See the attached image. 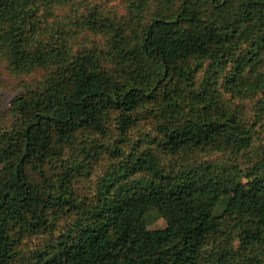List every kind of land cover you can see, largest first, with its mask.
<instances>
[{"label":"trees","instance_id":"16d2710c","mask_svg":"<svg viewBox=\"0 0 264 264\" xmlns=\"http://www.w3.org/2000/svg\"><path fill=\"white\" fill-rule=\"evenodd\" d=\"M80 1L0 0V47L12 67L52 68L15 96L16 120L0 132V264H234V247L218 242L233 228L243 248L263 245L264 147L244 181L236 164L167 165L153 148L127 154L124 143L146 121L150 144L172 156L251 147L252 128L220 101L212 76L199 89L190 61L212 60L213 74L228 68L222 90L261 96L264 114V0H133L130 26ZM57 10L75 29L109 35L106 48L72 55L75 29L45 36L41 18ZM113 126V146L78 151L81 135L107 137ZM102 158L117 162L84 190L81 179ZM146 198L164 227L149 228ZM30 237L47 240L26 253Z\"/></svg>","mask_w":264,"mask_h":264},{"label":"rangeland","instance_id":"374dc122","mask_svg":"<svg viewBox=\"0 0 264 264\" xmlns=\"http://www.w3.org/2000/svg\"><path fill=\"white\" fill-rule=\"evenodd\" d=\"M133 0H81L80 6H88V8L99 6L100 10L111 14L119 20L122 25H128L131 20L132 9H130ZM151 10L153 9L152 3H150ZM150 10V11H151ZM66 12L57 10L56 16H50L49 13L43 14L41 18L45 22L42 27L45 36H49V33H53L54 29H60L65 27L67 30L75 29L76 25L69 24L68 19H64ZM75 16V15H74ZM67 23V26H66ZM49 32V33H48ZM56 34V33H55ZM58 34H56L57 36ZM109 35L94 32L87 28H77L69 37L68 45L72 50L71 54L84 48H106ZM193 67L199 69L197 73V82L199 89L207 84V78L213 77V82L210 88H215L220 96V101L229 107L232 112H236L241 116L242 120L249 125L254 133V142L250 148L241 151L240 153L232 152L230 150H203V151H190L183 152L179 155L172 156L158 151V148L150 144V138L155 136V131L152 128L150 122H142L128 131L127 140L125 141V152L128 154L134 149L153 148L157 151L162 158L163 162L167 165H194L201 162H217L226 165H237L242 173L244 181H248L252 177L254 165L262 157V147H264V114L258 101L261 100V96H253L248 98H240L239 92L234 93L224 92L222 85L226 80L227 70H222L213 74L217 70L214 63L210 59H194L190 61ZM264 70V65L262 67ZM52 71L51 67H38L32 71L24 72L15 70L10 64L6 51L0 47V132L10 128L16 120V116L12 111V101L16 95L27 91L31 87H37ZM209 88V87H208ZM263 106V103H260ZM262 108V107H261ZM112 132L107 137L98 136L95 134H83L79 137L77 146L78 151L85 145L92 142H104L108 146H113L116 138L119 136V132L115 130V126L112 128ZM83 153L81 154V157ZM75 157V154L72 155ZM117 160L100 159L91 167H89V176L81 179L80 186L84 190H90L96 186V183L104 176L106 169L111 166L112 163ZM85 166V164H84ZM88 169V168H87ZM231 192L223 191L220 202L215 208V214H223L227 203L230 199ZM147 222L150 229L162 228L165 226V219L162 218L157 210L155 200L153 198L145 199ZM63 222L67 223V220ZM233 221H226L224 229H232ZM239 229L233 228L225 239L218 240L219 243L229 244L234 247L235 260L234 264H264V244H259L255 247L245 249L241 245ZM47 239L43 237H30L25 240L23 250L26 253L34 250L36 246L42 244ZM214 244L207 245L208 248L213 247Z\"/></svg>","mask_w":264,"mask_h":264}]
</instances>
